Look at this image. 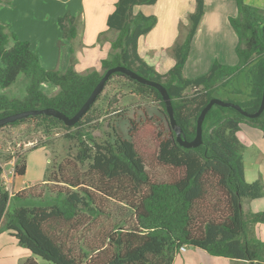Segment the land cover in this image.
Listing matches in <instances>:
<instances>
[{"label":"trees","instance_id":"obj_1","mask_svg":"<svg viewBox=\"0 0 264 264\" xmlns=\"http://www.w3.org/2000/svg\"><path fill=\"white\" fill-rule=\"evenodd\" d=\"M157 1L117 0L106 21L107 30L115 33L111 51L101 61L100 71L86 74L72 65L64 72L42 68L30 44L9 36L6 26L0 23V88H9L20 75L27 81L22 99L0 96V119L43 109H54L71 118L104 73L117 66L165 88L175 122L186 141L194 139L197 119L211 99L255 113L264 89V9L234 0L237 15L229 18V24L237 37V64L214 62L206 74L188 79L183 69L204 16V0H195L194 11L187 16L186 35L171 49L174 66L163 75L138 53L140 38L156 26L157 18L134 12L138 6H151ZM57 22L63 31L61 39L73 41L79 20L68 15ZM103 36L100 33L98 41ZM116 78L131 84V96L150 100L167 115L156 89L120 73L110 76L102 93ZM44 84L57 88L56 94L44 93ZM102 93L72 127L48 116L29 117L4 126L31 124L32 132L46 138L61 130L63 139L73 144L74 155L69 162L47 167L41 182L53 184V189L39 198L28 194L31 187L10 195L3 185L0 165V233L7 232L32 257L51 264H173L182 248L199 249L213 258L264 264V242L254 235V226L264 224V212L245 210L247 202L264 197V184L260 180L245 181L243 146L237 137L240 125L245 124L259 130L264 138V111L248 119L234 109L213 106L201 126L202 143L194 149L179 146L167 119V131L156 135V162L177 171L178 177L156 182L150 179L131 140L137 129L133 121L129 139L122 138L112 125L103 140L93 135L91 129H97L104 110L97 106ZM117 102L116 98L110 100L105 116L121 115L117 109L108 111ZM46 144L32 149H44ZM4 160L14 161L15 176L26 173L25 154L19 150ZM210 189L216 193L215 200L209 210L198 213L196 207L206 201ZM105 201L118 203L126 210L125 218L96 235L92 244L74 243L78 230L103 214ZM21 264L37 262L29 258Z\"/></svg>","mask_w":264,"mask_h":264},{"label":"crops","instance_id":"obj_2","mask_svg":"<svg viewBox=\"0 0 264 264\" xmlns=\"http://www.w3.org/2000/svg\"><path fill=\"white\" fill-rule=\"evenodd\" d=\"M51 1L55 4V7L61 6V3L55 0ZM11 2H13L12 12H9L4 7L0 8V15L6 17L5 20L0 18V21L10 23L12 20L11 15H17L15 21L20 28L27 31H36L38 29L40 35H42V31L51 28L55 33L52 38V46L53 44L55 46L56 39L60 37L57 21L65 13L61 10V7L60 9L56 7V14H48L47 18L33 20L30 18L31 14L29 11L22 8L27 0L25 3L24 0H11ZM116 2L117 0H82V9L79 12L80 25L78 27L77 38L73 40L75 42L72 44V48L69 47L66 53L60 48L59 54H56L57 46H55L52 57L41 58L37 54L41 66L46 70L53 69L64 72L72 65L81 74H86L93 70L100 71V63L108 57L111 51L110 42L115 38V33L107 30L106 21L107 17L114 11ZM5 3L8 5L9 1H5ZM16 3L20 4V6L15 7ZM36 3L37 0L34 4ZM245 3L252 7L264 9V0H245ZM38 6L44 7L41 2ZM194 9L195 0H158L154 5L134 8L135 13L141 12L145 16L152 15L157 18L156 26L146 36L140 38L138 53L139 57L147 65L153 67L158 74H166L174 66L175 61L171 54V49L185 37L188 29L187 16ZM71 12L73 13V11ZM236 15L237 8L234 0H204V16L193 38L190 53L183 69L185 78L193 79L206 74L214 62H218L224 66H235L237 64L235 54L237 37L229 24V18H235ZM14 30H17L19 36ZM20 31L12 22V32L18 37L14 36L19 41H28L30 43L31 40L27 39L26 35L22 36ZM100 33H104V37L101 41H98ZM52 63H54V66H51ZM52 92L53 95L56 94L57 88L52 86ZM49 96L52 95L50 94ZM237 137L243 146V153H248L253 159H257L258 163L256 165L259 171L263 172L264 139L262 133L257 129L242 124L240 125ZM259 180L264 184V178H260ZM13 186L11 185V188ZM31 186L34 185H20L16 192ZM7 190L10 195H13L11 190ZM245 210L253 213L264 212V197L247 202ZM254 235L264 242V224H256L254 226ZM0 242L5 243V245L0 247V264H6L8 258L13 260L14 264H21L29 258H33L37 263L40 260L32 257L25 249V251L19 249L18 245H15L16 241L8 233H0ZM7 246L11 249V253L4 254L3 248ZM185 249L188 250L189 248ZM15 251H18V254L13 256L14 259H11L10 255ZM188 251L185 253L187 254ZM178 257L179 254L175 257L173 264H179L177 261ZM212 258L204 253H200V256L187 255V263L183 262V264H196V260L200 264H247L243 261L224 258H217L216 260ZM200 259H202L203 263Z\"/></svg>","mask_w":264,"mask_h":264},{"label":"rangeland","instance_id":"obj_3","mask_svg":"<svg viewBox=\"0 0 264 264\" xmlns=\"http://www.w3.org/2000/svg\"><path fill=\"white\" fill-rule=\"evenodd\" d=\"M5 1H9V4L6 5ZM25 1L26 0H24V3ZM35 1L36 0H27L25 5L22 6L23 9L29 11L31 14L30 18L33 20L47 18L48 14H56V7L57 9H60L61 7V10L65 12L62 17L69 15L80 20L79 12L82 9V0H55L61 3V6L59 5L56 7L51 0H37V3L34 4ZM40 2L44 7L38 6ZM12 6L13 2H11V0H0V8L4 7L9 12H12ZM16 6H20V4L16 3L15 7ZM78 7L80 8L78 9ZM71 11H73V13ZM0 18L5 20L6 17L0 15ZM11 18L12 20L10 23H7V21H0L2 22L1 24L6 26V32H8L7 34L9 36L17 34V30H14L16 34L12 32L13 22V24H15L21 30L20 34L22 36L26 35V38L31 40L30 43L28 41L24 42H28L31 45V50L38 54L41 58L52 57L54 55L55 46H57L56 54H59L60 48L66 53L67 49H69V47L72 48V44L75 42L62 40L61 38L63 37V31L58 26L59 28L57 29L60 37L56 39L55 46L54 44L52 46V38L55 34L53 29L50 28L42 31V35H40L38 29L36 31H27L20 28V26L15 21L17 15H11ZM57 40L59 41L57 42ZM60 41L62 42L61 44H59ZM9 45H12L11 38H9ZM53 64L54 63H52L51 66H54ZM1 65L2 64L0 62V66ZM25 81L26 79L20 75L16 82L9 88H0V96L4 95L8 98L22 99L26 94L25 84H27V81L26 83ZM130 85H127V81L122 78H116L109 84V86L102 93L97 104L99 109H104L103 113L101 114V121L97 122V125L96 123L92 124L96 125L97 129H91V131L98 140H103L106 136V133L110 132V127L112 125L122 138L129 139L128 134L130 129V121H133L137 129H134L136 132L134 133V136L131 138V140L133 141L138 154L144 161L145 169L149 174L150 179L156 182L171 181L178 177V172L171 168L162 167L156 162V135L160 131H167V115L162 112V108L160 106L153 104L150 102V100L146 98L139 99L135 96H131L130 94L133 88ZM41 89L47 95H53V92L51 93V85L44 84L41 86ZM113 98H116L118 102L116 103V106H112V108H110L108 111L111 109H117V111H121V115L115 114L109 117L105 116V111H107L110 100ZM92 125H90V127ZM32 129L33 125L31 124H24L16 127H4L0 129V165L4 170L3 185H5L7 189L11 190L12 194H15L20 185H34L28 190V194L34 196L35 198H39L47 195L46 192L48 190L51 191L53 189V184H43L41 182L45 176L47 167H53L60 162H69V160L72 158V155H74V149H72V143L63 139L64 132L61 130L57 131L58 133H55L50 138H46L42 134L32 132ZM40 143H47L46 147L44 149L40 147L32 149L34 145L38 146ZM14 150H19L21 154H25L26 173L23 176L14 175L13 160L10 162H6V160H4L9 154H11V152L13 153ZM243 156L245 181L247 183H253L260 178L263 179L264 171L260 172L258 166L256 165L258 160L255 158L253 159L248 153H243ZM11 185H14L12 187L13 189L11 188ZM215 196L216 193L210 189L206 201L200 203L199 205L202 204L201 206L196 207L197 212L202 213L206 210H209V207L215 200ZM103 204V214L98 219L88 222L86 223L87 225L80 228L75 234V238L73 239L74 243L77 242L78 245L83 243L92 244L95 241L96 235L105 231H109L115 224H117L120 218H125L126 210H124L118 203L105 201ZM5 233L7 234V232ZM15 243V245H18L17 242ZM2 245H5V243L0 242V247ZM17 247L25 251L20 246ZM188 250L185 248L180 250L177 260L179 264H183V262L187 263V255L200 256V253L207 255L202 250L195 248H189ZM186 251H188L187 254L185 253ZM3 252L4 254H9L11 253V249L7 246L3 248ZM17 254L18 251L12 252V255H10L11 259H14L13 256H16ZM212 259L217 260V258ZM200 260L203 263L202 259ZM195 262H197L196 264H200L197 260ZM6 264H14V261L8 258ZM37 264L51 263L39 260Z\"/></svg>","mask_w":264,"mask_h":264},{"label":"water","instance_id":"obj_4","mask_svg":"<svg viewBox=\"0 0 264 264\" xmlns=\"http://www.w3.org/2000/svg\"><path fill=\"white\" fill-rule=\"evenodd\" d=\"M120 73L130 80H133L141 85L154 88L158 91V93L161 95V98L165 104L166 107V114L168 118V123L171 128V130L175 133L176 142L179 144L180 147L184 149H194L201 145L202 143V123L203 120L207 114V112L213 107V106H220L224 108H231L236 110L238 113H240L242 116L248 119H254L260 116V114L264 111V89L262 94L261 103L259 105L258 110L255 113H247L245 112L241 107H239L236 104L227 103L224 101H221L219 99H211L209 103L202 109L196 123V135L192 141H186L182 137V130L180 127L176 124L174 119V113L171 106V100L168 96L165 88L154 81L147 80L135 72L121 66H117L114 68L109 69L106 71L102 77V79L99 81L97 86L92 91L91 95L88 97L86 102L83 104V106L80 108V110L71 118L66 117L61 112L54 110V109H43V110H33V111H25L20 113H14L11 115H8L4 118L0 119V127L7 126L11 123L21 121L23 119L34 117V116H48L52 117L54 119H57L61 121L65 126L72 127L75 124L80 121V119L87 113V111L90 109V107L93 105V103L96 101L98 96L102 93L108 79L112 74Z\"/></svg>","mask_w":264,"mask_h":264},{"label":"built area","instance_id":"obj_5","mask_svg":"<svg viewBox=\"0 0 264 264\" xmlns=\"http://www.w3.org/2000/svg\"><path fill=\"white\" fill-rule=\"evenodd\" d=\"M14 162V161H13ZM2 178H3V176H2ZM7 189V188H6Z\"/></svg>","mask_w":264,"mask_h":264}]
</instances>
